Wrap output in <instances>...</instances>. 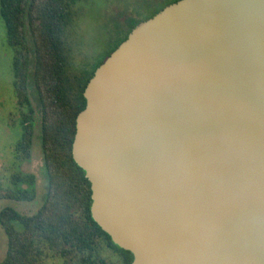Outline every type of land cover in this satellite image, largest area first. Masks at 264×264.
I'll return each mask as SVG.
<instances>
[{"label":"water","instance_id":"1","mask_svg":"<svg viewBox=\"0 0 264 264\" xmlns=\"http://www.w3.org/2000/svg\"><path fill=\"white\" fill-rule=\"evenodd\" d=\"M75 117L90 211L131 264H264V0H176Z\"/></svg>","mask_w":264,"mask_h":264},{"label":"trees","instance_id":"2","mask_svg":"<svg viewBox=\"0 0 264 264\" xmlns=\"http://www.w3.org/2000/svg\"><path fill=\"white\" fill-rule=\"evenodd\" d=\"M78 1L0 0V20L7 44L14 51L15 92L26 109L20 120L22 135L16 151L28 154L31 148L35 127L33 100L45 180L42 201L33 213L19 212L10 205L0 209V226L6 237L0 264H43L49 255L60 258L62 264H118L106 259L101 244L120 257L119 264L132 262L130 251L115 244L92 218L90 182L71 153L75 117L85 106L83 89L103 61L84 73L70 70L67 32ZM173 1L176 0L169 3ZM138 22L132 19L127 24L125 34L105 57ZM23 179L35 182L32 174L19 177ZM5 196L33 200L35 190L19 188Z\"/></svg>","mask_w":264,"mask_h":264},{"label":"rangeland","instance_id":"3","mask_svg":"<svg viewBox=\"0 0 264 264\" xmlns=\"http://www.w3.org/2000/svg\"><path fill=\"white\" fill-rule=\"evenodd\" d=\"M171 0H80L73 6V24L68 30L70 47V70L84 73L94 64L104 60L106 52L125 32L133 20L142 21ZM125 34V33H124ZM123 36V35H122ZM14 51L7 44L3 23L0 20V209L10 205L22 213H33L42 201L45 180L42 173L41 151L37 134L36 105L32 120L35 125L31 148L28 154L16 151L17 141L22 135L20 122L25 106L20 105L15 92L13 74ZM95 68V67H94ZM93 68V69H94ZM95 70V69H94ZM32 174L35 182L19 180L20 176ZM35 190L33 200H15L6 197L9 191L19 188ZM102 254L107 260L120 257L101 244ZM6 250V237L0 226V261ZM43 264H62L60 258L49 255ZM121 264V263H120Z\"/></svg>","mask_w":264,"mask_h":264}]
</instances>
